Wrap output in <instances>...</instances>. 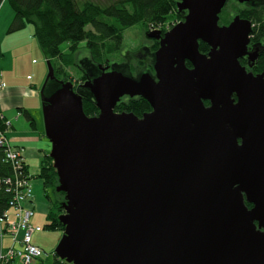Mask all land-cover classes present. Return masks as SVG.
<instances>
[{
	"label": "water",
	"instance_id": "1",
	"mask_svg": "<svg viewBox=\"0 0 264 264\" xmlns=\"http://www.w3.org/2000/svg\"><path fill=\"white\" fill-rule=\"evenodd\" d=\"M229 1L180 0L184 20L147 35L159 41L154 74L101 66L82 85L94 117L71 81L44 97L56 79L47 61L45 137L64 194L59 260L264 264V72L240 62L258 57L248 50L252 22L237 15L220 25ZM126 96L151 112H116Z\"/></svg>",
	"mask_w": 264,
	"mask_h": 264
},
{
	"label": "trees",
	"instance_id": "2",
	"mask_svg": "<svg viewBox=\"0 0 264 264\" xmlns=\"http://www.w3.org/2000/svg\"><path fill=\"white\" fill-rule=\"evenodd\" d=\"M5 1L9 2L14 12V18L7 33L22 32L31 26L33 39L37 41L45 59L53 65L56 79L46 83L44 97H49L61 88L62 81L72 82L73 79L68 73V68L76 67L82 79L75 85V91L82 97L84 112L89 117L97 116L99 109L90 90L82 85L87 80H93L100 76L102 74L101 66H108L109 69L113 67L126 75H132L134 72L139 73V70L154 73L155 52L159 47V43L156 41H154L152 49L144 51L146 58L141 64L138 62L139 66L131 63L130 58L131 62H129V56L122 63L111 65V56L121 52L123 48L125 31L140 25L146 37L150 32L159 29L165 34L167 26L174 27L170 21L176 20L177 22L184 17V12L180 13L177 9L179 0H108L109 3L104 6L94 1H86L82 8H80L78 0H0V8ZM232 11L233 14L252 22V42L261 41L264 38V0H249L246 6H234ZM231 21L229 13L224 9L220 15V24L228 25ZM88 26H91L92 29L87 30ZM83 42L86 43V49L90 56L77 61L76 55ZM63 44L69 45L68 52L62 51ZM209 50L208 45L200 42L202 53L206 54ZM3 56L0 43V61ZM187 66L191 67V64L187 62ZM206 105L209 103L206 102ZM151 110L149 102L142 97H124L115 109L118 113H134L139 117ZM23 115L33 130H36L32 115L27 111ZM8 128L7 120L0 113V132L6 135ZM25 166L26 174L30 176L29 180L31 181L33 176L29 173L26 160ZM14 176L13 166L6 161V150L0 147V213L9 208L12 193L5 181ZM37 178L43 181L45 197L52 204L47 214L51 222L47 227L64 230L58 219V216L64 212L62 207L64 194L56 192L59 183L51 157L45 156L41 161V169ZM248 206L251 207L249 204ZM54 264L68 263L56 258Z\"/></svg>",
	"mask_w": 264,
	"mask_h": 264
},
{
	"label": "rangeland",
	"instance_id": "3",
	"mask_svg": "<svg viewBox=\"0 0 264 264\" xmlns=\"http://www.w3.org/2000/svg\"><path fill=\"white\" fill-rule=\"evenodd\" d=\"M86 1H94L98 4H101L104 6V4L109 3L108 0H78L80 8L84 6V3ZM180 1V0H179ZM178 1V2H179ZM241 6L244 7L247 4H241L237 0H231L229 1L225 6V11L229 13L231 19L233 20L236 17V14H233V7L234 6ZM182 13V12H180ZM10 15H13L14 18V12L9 4V2H4L0 8V19H3L6 21L10 19ZM185 16V12H184ZM13 18L10 19L7 31L13 21ZM182 19V17H181ZM182 20H172L170 21L171 25L174 24V26L183 21ZM2 21H0L1 23ZM222 25V24H220ZM31 27V26H30ZM163 28V27H162ZM173 28V27H172ZM169 26L166 27L168 32L171 30ZM92 29L91 26L87 27V30ZM28 30L30 31L29 27ZM159 31H161L159 29ZM162 32V31H161ZM162 34H164L162 32ZM27 30H24L22 32H18L17 34H9L7 40L2 44L3 49L6 51L5 56L2 58L0 63L4 65L6 63V67L8 71L14 70L16 66L20 65L22 59L25 60V64L29 68L39 67L42 70V74L40 76L44 79L43 85L46 81L47 75H48V64L47 60L45 59V56L43 55L42 51L40 50V47L35 39H32L29 37ZM154 41L158 42V40L150 39L148 36H145V32L143 31L142 27L140 25H136L132 28H129L124 33V43L123 48L121 52L115 53L111 56V65L112 64H120L122 63L126 57H128V61L131 63H134L138 65L143 62V59H145V50L152 49V45ZM34 48H33V46ZM159 48V47H158ZM34 49V50H33ZM63 52L69 51V45L63 44L61 47ZM158 50V49H157ZM156 50V51H157ZM89 53L86 49V43L83 42L80 44L79 52L76 55L77 61H81L82 59H85L89 57ZM130 58V60H129ZM140 59V61H139ZM33 60H36V63L33 62ZM35 63V64H34ZM242 65L247 66V63H241ZM139 66V65H138ZM113 67L110 69L112 70ZM5 70V69H4ZM115 70V69H114ZM148 71L145 70H139V73H132V77H139L140 75L147 73ZM68 73L70 74V77L73 79L74 86L79 83L82 79V76L79 72V70L76 67L68 68ZM149 73V72H148ZM154 74V73H153ZM128 97V96H126ZM43 105V104H42ZM39 129L42 132H45L44 129V118H43V110H41V117L39 118ZM9 133V138L10 137ZM12 139V138H11ZM47 145L50 146V144L45 141ZM50 153V151H49ZM40 163L41 160H39L37 157H29L27 159V164L30 168V174L33 176L31 180V186L33 190V198H34V204H35V217L32 221L33 225L39 226L41 228V231L37 232L34 237L33 241L34 244L41 247L44 251V254L39 259V264H54L56 261V255H55V249L58 246L62 235L64 233V230L60 229H53L48 228L47 226L50 224V219H48L47 214L49 213L52 204L46 199L45 197V190L43 186V181L37 178L39 172H40ZM62 214V213H61ZM60 214V215H61ZM59 215V216H60ZM58 216V218H59ZM58 259V258H57Z\"/></svg>",
	"mask_w": 264,
	"mask_h": 264
},
{
	"label": "crops",
	"instance_id": "4",
	"mask_svg": "<svg viewBox=\"0 0 264 264\" xmlns=\"http://www.w3.org/2000/svg\"><path fill=\"white\" fill-rule=\"evenodd\" d=\"M11 18H13V15H10ZM10 19L9 21L8 19L6 21L0 19L2 21L0 23L1 46L8 38L7 28ZM29 29L30 31L27 29V32L31 38L33 28L29 27ZM2 50L5 56L6 51L3 46ZM33 62L36 63V60H33ZM25 63V60L22 59L20 65L10 71H8L6 63L4 65L0 63V81L4 84V89L0 91V113L10 125L6 132L7 138L13 146L24 149L27 163L29 157H37L42 161L45 156H49L51 145L46 144L45 141L47 140L48 143L49 141L45 137V133L39 129L38 122L42 110L41 91L44 82V79L40 76L42 70L39 67L29 68ZM26 111L34 118L36 130H33L31 124L23 115ZM9 133L12 139L9 138ZM28 169L30 173L29 166ZM9 244L10 236H5L3 240L4 247L8 248Z\"/></svg>",
	"mask_w": 264,
	"mask_h": 264
},
{
	"label": "built area",
	"instance_id": "5",
	"mask_svg": "<svg viewBox=\"0 0 264 264\" xmlns=\"http://www.w3.org/2000/svg\"><path fill=\"white\" fill-rule=\"evenodd\" d=\"M3 88L4 84L0 82V90ZM0 147L5 148L6 161L15 172L13 178L5 181L12 199L9 208L0 213V264H36L44 251L33 241L41 228L32 223L36 212L30 176L26 174L24 149L13 146L1 132ZM5 236H10L8 248L3 245Z\"/></svg>",
	"mask_w": 264,
	"mask_h": 264
},
{
	"label": "flooded vegetation",
	"instance_id": "6",
	"mask_svg": "<svg viewBox=\"0 0 264 264\" xmlns=\"http://www.w3.org/2000/svg\"><path fill=\"white\" fill-rule=\"evenodd\" d=\"M247 3L249 2H246L244 4ZM248 50L249 52H256V51L258 52V57L256 61L253 63V66L252 67L249 66L248 56L242 58L240 62L242 61L243 63H247V66L245 65L243 66H245L248 69V71L253 72L255 75L263 73L264 72V38L261 41H257V42L251 41L250 45L248 46Z\"/></svg>",
	"mask_w": 264,
	"mask_h": 264
}]
</instances>
